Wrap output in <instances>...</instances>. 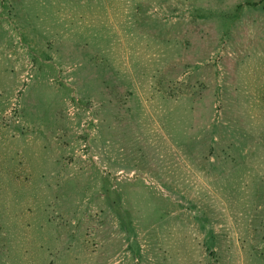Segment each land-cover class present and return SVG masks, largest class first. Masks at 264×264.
Masks as SVG:
<instances>
[{
    "label": "rangeland",
    "instance_id": "1",
    "mask_svg": "<svg viewBox=\"0 0 264 264\" xmlns=\"http://www.w3.org/2000/svg\"><path fill=\"white\" fill-rule=\"evenodd\" d=\"M0 264H264V0H0Z\"/></svg>",
    "mask_w": 264,
    "mask_h": 264
}]
</instances>
